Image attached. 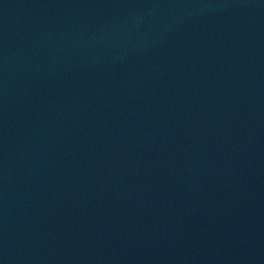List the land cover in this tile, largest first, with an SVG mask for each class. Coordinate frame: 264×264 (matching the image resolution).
I'll return each mask as SVG.
<instances>
[{
  "label": "water",
  "instance_id": "1",
  "mask_svg": "<svg viewBox=\"0 0 264 264\" xmlns=\"http://www.w3.org/2000/svg\"><path fill=\"white\" fill-rule=\"evenodd\" d=\"M0 264H264V0H0Z\"/></svg>",
  "mask_w": 264,
  "mask_h": 264
}]
</instances>
